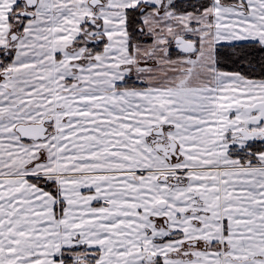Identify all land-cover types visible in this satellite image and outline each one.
Wrapping results in <instances>:
<instances>
[{
    "label": "snow or ice",
    "instance_id": "obj_1",
    "mask_svg": "<svg viewBox=\"0 0 264 264\" xmlns=\"http://www.w3.org/2000/svg\"><path fill=\"white\" fill-rule=\"evenodd\" d=\"M0 264H264V0H0Z\"/></svg>",
    "mask_w": 264,
    "mask_h": 264
}]
</instances>
